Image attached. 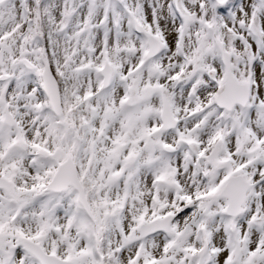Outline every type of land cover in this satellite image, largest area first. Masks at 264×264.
Here are the masks:
<instances>
[{
  "label": "snow or ice",
  "instance_id": "obj_1",
  "mask_svg": "<svg viewBox=\"0 0 264 264\" xmlns=\"http://www.w3.org/2000/svg\"><path fill=\"white\" fill-rule=\"evenodd\" d=\"M0 264H264V0H0Z\"/></svg>",
  "mask_w": 264,
  "mask_h": 264
}]
</instances>
